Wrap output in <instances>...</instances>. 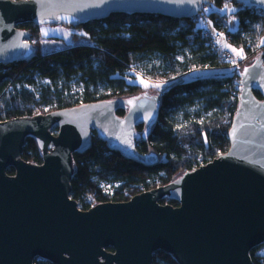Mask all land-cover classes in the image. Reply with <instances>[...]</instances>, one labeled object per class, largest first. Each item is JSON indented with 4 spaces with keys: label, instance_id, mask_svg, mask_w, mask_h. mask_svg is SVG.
<instances>
[{
    "label": "water",
    "instance_id": "95a60500",
    "mask_svg": "<svg viewBox=\"0 0 264 264\" xmlns=\"http://www.w3.org/2000/svg\"><path fill=\"white\" fill-rule=\"evenodd\" d=\"M234 1L264 17V0ZM207 2L0 0V62L35 55L22 23L78 26L119 12L189 18ZM158 107V96L143 91L0 121V264H153L157 250L177 264H252L250 250L264 243V52L239 72L226 152L125 201L84 210L70 197L72 155L90 146L93 131L110 150L144 164L157 160L135 141L137 125L145 136ZM27 135L37 141L40 164L21 159Z\"/></svg>",
    "mask_w": 264,
    "mask_h": 264
},
{
    "label": "trees",
    "instance_id": "16d2710c",
    "mask_svg": "<svg viewBox=\"0 0 264 264\" xmlns=\"http://www.w3.org/2000/svg\"><path fill=\"white\" fill-rule=\"evenodd\" d=\"M209 6V8H207ZM226 8L225 13L218 10ZM208 18L214 28L220 21L234 18L237 29L227 31L229 43L243 49L251 61L264 52V17L253 7L248 8L234 0H208L201 10L189 18H173L149 13H111L100 20H87L77 27L73 37L89 39L86 44L41 52L43 35L40 27L27 22L19 25L29 31V41L35 55L29 59L0 62V120L33 116L38 113L69 108L82 103L127 98L142 93L145 83L133 80L132 69L155 81L181 77L196 68H216L228 63L208 52L211 35L198 27L201 18ZM214 29V30H215ZM190 48V59L180 62L177 55ZM159 64H154L153 60ZM143 64L146 72L136 66ZM39 79H46L36 91ZM76 84L80 90L72 91ZM149 84H147L148 86ZM150 86V85H149ZM239 73L201 76L170 83L158 94L159 107L149 131L142 136L144 126L137 125L136 149L140 153H154L157 160L144 164L107 148L106 143L91 135V144L83 153L72 155L70 197L86 209L107 201H125L133 195L164 185L186 170L206 163L229 148L228 130L238 108ZM260 98V95L255 92ZM201 99L205 111L215 110L209 118L199 122L174 126L168 115L178 108L193 105ZM116 114L124 115V108ZM188 118L187 112L183 114ZM21 159L40 164L41 150L31 135L24 139ZM8 174L14 170L9 167ZM118 182L104 192L101 181ZM160 204L177 206L172 198L158 200ZM250 250L252 264H264V253ZM36 264H52L35 260ZM153 264H177L161 250L152 255Z\"/></svg>",
    "mask_w": 264,
    "mask_h": 264
},
{
    "label": "rangeland",
    "instance_id": "374dc122",
    "mask_svg": "<svg viewBox=\"0 0 264 264\" xmlns=\"http://www.w3.org/2000/svg\"><path fill=\"white\" fill-rule=\"evenodd\" d=\"M40 28H41V33L44 37L43 42L41 44V52H44L47 50L51 51L53 50L54 47H56V49H61V48L68 47L70 45L86 44L89 42V39L86 37H83V36L73 37L72 36L73 32H78V29L75 26H67V25H62L60 23H56L53 25H42ZM221 41H220V45L222 46L226 45L225 43H221ZM232 53L235 55L236 59L241 58L240 55H238L237 53H234V52ZM191 56H192L191 49L187 47V48H184L181 51V53L177 55V60L180 62H184L190 59ZM153 62L156 65L159 64L158 60L156 59L153 60ZM248 62H250V60H246V63ZM136 67L141 72L148 73L146 72V69L144 68L143 64H139ZM232 71L233 70L231 68L226 67V66H220V67H216L213 69L191 70L181 77H176L175 79H170L168 81L166 80V81H160V82H151V81L145 80L141 76H139L140 75L139 73V74H135L136 77L133 78V80L138 83H140L141 80L147 82V84H149L150 86L145 85L147 88L144 91L151 92L158 96L161 90L165 89L170 83H173L175 81L189 80L192 78L207 76V75H210V76L229 75L232 73ZM47 83L48 81L46 79L44 80L39 79L37 81V86L35 88H32L31 86H28V88L33 91H36L39 85L47 84ZM157 83L160 85L159 87L152 86ZM71 89L74 92H78L80 90L79 86L76 84H73ZM203 107H204V104L202 103V100L197 99L193 105H188L184 108H178L177 110H175V112L169 113L167 117L168 121L174 126L183 125L187 123L188 120H197L199 122H202L203 120L209 118L216 112L215 110L205 111ZM184 112H187L188 118L183 115ZM118 184H119L118 182H113V181L108 180V181H101L99 183V186L106 193L110 190V188H112L113 186H117ZM256 253L258 254L264 253V246L260 247L256 251Z\"/></svg>",
    "mask_w": 264,
    "mask_h": 264
},
{
    "label": "built area",
    "instance_id": "2783aa9c",
    "mask_svg": "<svg viewBox=\"0 0 264 264\" xmlns=\"http://www.w3.org/2000/svg\"><path fill=\"white\" fill-rule=\"evenodd\" d=\"M209 8V6L207 7ZM257 12L259 13H262V11L260 9H258L257 7H253ZM219 13H225L226 12V8H222L220 10H218ZM234 19V18H232ZM237 24L234 28L231 27L230 25V19H227V20H221L220 21V28L219 29H215L214 32L211 35V40L208 42V52H212L214 53L218 58H220L221 60H223L224 62L228 63V65L226 67H229L231 68L234 72H237L239 73L240 70H241V67L243 66V64H246V60H249V55L247 53L243 54V58L241 59H236L235 58V55L229 51L228 49H225V48H222L221 45H220V41L223 39V38H226L227 40H229V37L226 36V32L227 31H233L235 29H237ZM235 61V63H234ZM202 69H213V68H196V69H193V70H202ZM232 71V72H233ZM132 72L134 74H139L140 72L136 71L135 69H132ZM143 79L145 80H148V81H151V82H160L159 80L158 81H155V80H152L150 79L149 77L143 75L142 73H140V75ZM239 88V86H238ZM6 120V119H4ZM2 121V120H0ZM211 161V160H210ZM209 162V161H208ZM207 163V162H206ZM206 163H199L198 165H195L194 166V169L198 168L199 166H202ZM78 208L81 209V206L80 205H77ZM88 208H90L92 205H87Z\"/></svg>",
    "mask_w": 264,
    "mask_h": 264
},
{
    "label": "crops",
    "instance_id": "0c3cea01",
    "mask_svg": "<svg viewBox=\"0 0 264 264\" xmlns=\"http://www.w3.org/2000/svg\"><path fill=\"white\" fill-rule=\"evenodd\" d=\"M236 24H237V21L235 19H230V25H231L232 28H234L236 26ZM198 27L206 30L210 34H212L214 32V29H215L213 24H212V22L206 17L200 19V21L198 22ZM40 30H41V28H40ZM225 39L226 38H223L221 43H225L226 45H229L231 47H226L225 45L224 46L221 45L223 48H226V49H228L230 51H232L231 50L232 48H235V49H238V50L240 49V48H237V47L233 46L232 44H230L227 41V39L226 40Z\"/></svg>",
    "mask_w": 264,
    "mask_h": 264
},
{
    "label": "snow or ice",
    "instance_id": "6c2138e0",
    "mask_svg": "<svg viewBox=\"0 0 264 264\" xmlns=\"http://www.w3.org/2000/svg\"><path fill=\"white\" fill-rule=\"evenodd\" d=\"M261 43H264V38H261V41H260ZM226 47H231V46H229V45H225ZM234 53H237L238 55H240V57L241 58H243V49H235V48H232L231 49ZM234 63H235V61H234ZM141 83H145V85L147 86V82H145V81H143V80H141ZM152 86H154V87H159L160 85L157 83V84H155V85H152Z\"/></svg>",
    "mask_w": 264,
    "mask_h": 264
},
{
    "label": "flooded vegetation",
    "instance_id": "af4514ba",
    "mask_svg": "<svg viewBox=\"0 0 264 264\" xmlns=\"http://www.w3.org/2000/svg\"><path fill=\"white\" fill-rule=\"evenodd\" d=\"M35 260H40V259H34V264H36V263H35ZM42 261H43V260H42Z\"/></svg>",
    "mask_w": 264,
    "mask_h": 264
}]
</instances>
